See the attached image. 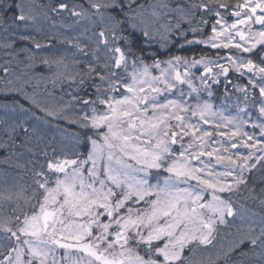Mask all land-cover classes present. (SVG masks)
I'll return each instance as SVG.
<instances>
[{
	"label": "snow or ice",
	"instance_id": "obj_1",
	"mask_svg": "<svg viewBox=\"0 0 264 264\" xmlns=\"http://www.w3.org/2000/svg\"><path fill=\"white\" fill-rule=\"evenodd\" d=\"M0 264H264V0H0Z\"/></svg>",
	"mask_w": 264,
	"mask_h": 264
},
{
	"label": "trees",
	"instance_id": "obj_2",
	"mask_svg": "<svg viewBox=\"0 0 264 264\" xmlns=\"http://www.w3.org/2000/svg\"><path fill=\"white\" fill-rule=\"evenodd\" d=\"M52 134H54V132L50 131V132H49V135H52Z\"/></svg>",
	"mask_w": 264,
	"mask_h": 264
}]
</instances>
